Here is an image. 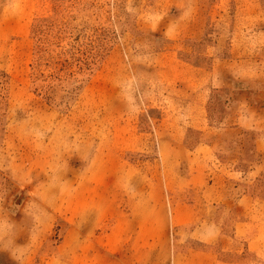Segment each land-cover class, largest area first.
<instances>
[{"label": "rangeland", "instance_id": "374dc122", "mask_svg": "<svg viewBox=\"0 0 264 264\" xmlns=\"http://www.w3.org/2000/svg\"><path fill=\"white\" fill-rule=\"evenodd\" d=\"M240 79L264 103V0H0V264H264Z\"/></svg>", "mask_w": 264, "mask_h": 264}, {"label": "crops", "instance_id": "0c3cea01", "mask_svg": "<svg viewBox=\"0 0 264 264\" xmlns=\"http://www.w3.org/2000/svg\"><path fill=\"white\" fill-rule=\"evenodd\" d=\"M228 83L231 84H238V86H236L237 89H234V91L231 93V100H230V104L228 105V109L230 111L234 112V109L237 108V110H239V114L235 117V113L231 114L229 116V118L231 117L232 121L235 124H240L242 125V133H248L250 129L252 130H258L259 132L264 131V124L263 126H260V128L256 126L257 123H259V121H264V116L262 117V120H259L261 117V114L264 113V103L263 102H259L258 98L260 97V93L261 90L258 91L259 88L256 87V85H247V86H242V80H238V81H228ZM246 112H244V111ZM238 113V112H237ZM236 126V125H235ZM264 135L261 134L260 136L256 137L255 139V145L253 146V149L250 151L246 150V144L245 141L242 144V156L246 155L247 152H249L248 154H250V156L252 157V162L253 163L251 166L249 165V167L242 169V178H244L243 180L246 181V179L248 178L249 183L252 185L254 182L258 184H260V177L258 176L259 173L260 175H262V173H264V147H260L259 143L261 141L264 142ZM258 170V173L255 175V177H248L250 174H252L253 172L256 173ZM256 171V172H255ZM259 177V178H258ZM214 183V182H212ZM165 191L170 195V190L168 189V187H165ZM187 188H192L191 186H188ZM193 189V188H192ZM190 189L189 191H191L192 193L195 192V190ZM186 192V187L185 188H181L178 191H171V194H173V198L178 200V201H182L183 197H184V193ZM256 203V202H255ZM182 207L185 210H188V212H190L191 215L196 214L195 216H192V223L191 226L194 227L195 229V238L199 239L200 238V226L202 223H200V221L202 219H206L208 220V217L206 216H199L197 215V210H198V204L194 203V204H188L186 202L183 201L182 203ZM256 250V249H253ZM193 256V258H191L189 261L184 262L182 261L184 257H189V256ZM248 264L246 262H235V263H231V262H218V258L216 256V254L213 251H200L198 249H194V248H187V249H183L181 248L179 250L178 255L173 258L171 264Z\"/></svg>", "mask_w": 264, "mask_h": 264}]
</instances>
